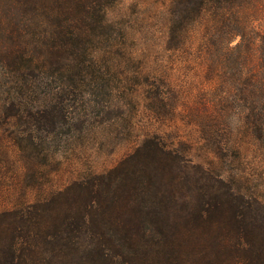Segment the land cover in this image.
<instances>
[{
	"label": "trees",
	"instance_id": "1",
	"mask_svg": "<svg viewBox=\"0 0 264 264\" xmlns=\"http://www.w3.org/2000/svg\"><path fill=\"white\" fill-rule=\"evenodd\" d=\"M160 1L164 48L206 63L214 83L197 118L205 145L225 157L247 138L264 158V0ZM116 2L0 0V135L34 180L64 142L133 124L139 95L158 121L178 113V91L108 19ZM143 134L107 170L0 211V264H264V203L243 179Z\"/></svg>",
	"mask_w": 264,
	"mask_h": 264
},
{
	"label": "rangeland",
	"instance_id": "2",
	"mask_svg": "<svg viewBox=\"0 0 264 264\" xmlns=\"http://www.w3.org/2000/svg\"><path fill=\"white\" fill-rule=\"evenodd\" d=\"M135 3V0H117L107 11L108 19L127 31V49L137 56L142 55L150 72L163 75L178 91V113L172 119L158 121L145 110L143 96L139 95L138 113L129 114L133 124L121 118L110 119L99 129L84 132L75 141L64 142L56 154L57 163L53 158L52 164H38L36 181L28 176L26 164L16 157L15 150L1 134L0 211L41 198L90 173L107 170L148 129L159 131L166 144L179 145L190 161L212 168L225 177L239 176L243 179V191L264 203V158L258 156L257 144L246 138L241 144L242 152L220 157L213 147L204 143L203 129L197 118L211 112V103H206L204 108L201 101L210 97L214 87L206 75V63L177 58L178 53L164 48L167 36L164 1L138 0V6Z\"/></svg>",
	"mask_w": 264,
	"mask_h": 264
}]
</instances>
